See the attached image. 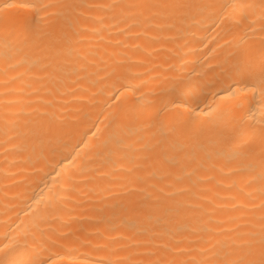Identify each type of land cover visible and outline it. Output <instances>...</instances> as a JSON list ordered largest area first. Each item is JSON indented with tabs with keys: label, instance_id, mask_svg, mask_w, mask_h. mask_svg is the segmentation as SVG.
Listing matches in <instances>:
<instances>
[{
	"label": "bare ground",
	"instance_id": "1",
	"mask_svg": "<svg viewBox=\"0 0 264 264\" xmlns=\"http://www.w3.org/2000/svg\"><path fill=\"white\" fill-rule=\"evenodd\" d=\"M0 264H264V0H0Z\"/></svg>",
	"mask_w": 264,
	"mask_h": 264
}]
</instances>
